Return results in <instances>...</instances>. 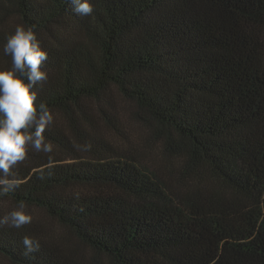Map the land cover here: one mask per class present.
<instances>
[{"label":"trees","instance_id":"16d2710c","mask_svg":"<svg viewBox=\"0 0 264 264\" xmlns=\"http://www.w3.org/2000/svg\"><path fill=\"white\" fill-rule=\"evenodd\" d=\"M89 3L0 0L48 54L34 90L53 117L52 151L27 145L0 195V216L24 202L50 226L0 227V264H264V0ZM114 97L155 165L100 136L125 139Z\"/></svg>","mask_w":264,"mask_h":264},{"label":"clouds","instance_id":"9594fccd","mask_svg":"<svg viewBox=\"0 0 264 264\" xmlns=\"http://www.w3.org/2000/svg\"><path fill=\"white\" fill-rule=\"evenodd\" d=\"M72 11L80 16L93 14L89 0H68ZM3 54L11 57V67L0 69V195L19 186L20 180L12 172L14 166L25 159L26 146L36 151L51 152L45 129L53 117L47 105L36 103L35 85L47 79L41 65L48 59L36 38L32 26L18 25L6 38ZM32 220L24 202L17 203L7 214L0 216V227L19 229ZM25 255L39 250L40 243L29 236L22 241Z\"/></svg>","mask_w":264,"mask_h":264},{"label":"rangeland","instance_id":"374dc122","mask_svg":"<svg viewBox=\"0 0 264 264\" xmlns=\"http://www.w3.org/2000/svg\"><path fill=\"white\" fill-rule=\"evenodd\" d=\"M20 25L17 18L14 16H7L4 21H0V28L2 27H10L13 28L12 30H15V28ZM115 107L117 112L121 114V123L123 126V129L125 131V139L124 136L120 138L115 133H112L109 131V129L104 124H99L97 130L100 132V136L104 140H109L111 142L118 141L122 144H127L128 138L131 146V149L133 152L136 153V155L140 156V160L143 163H152L154 164V159L158 160L159 157L153 156L149 150L148 141L146 138H149V135L145 132L144 128L140 127V125L137 122L131 121L128 117L129 115V108L128 104L121 101L118 97H114ZM126 113V117L122 115V112ZM128 119V120H127ZM118 140V141H117ZM160 160V159H159ZM155 165V164H154ZM31 216L32 219H39V220H45L47 226L49 227L50 224L47 222V219L43 214L40 212L31 210ZM53 224V223H52ZM53 227H57L55 224H53Z\"/></svg>","mask_w":264,"mask_h":264}]
</instances>
